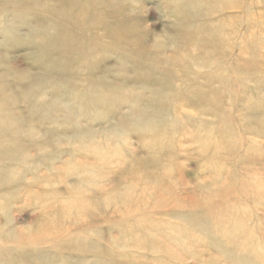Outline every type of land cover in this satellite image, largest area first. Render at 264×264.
<instances>
[{
	"label": "rangeland",
	"instance_id": "rangeland-1",
	"mask_svg": "<svg viewBox=\"0 0 264 264\" xmlns=\"http://www.w3.org/2000/svg\"><path fill=\"white\" fill-rule=\"evenodd\" d=\"M67 1H0V264H264V0Z\"/></svg>",
	"mask_w": 264,
	"mask_h": 264
},
{
	"label": "bare ground",
	"instance_id": "bare-ground-1",
	"mask_svg": "<svg viewBox=\"0 0 264 264\" xmlns=\"http://www.w3.org/2000/svg\"><path fill=\"white\" fill-rule=\"evenodd\" d=\"M0 1L3 2V3H13V4H18V5H20V4H23V2H25V1H27V0H0ZM75 1H76V0H68L65 6H66L67 8H69V7H71V6L74 4ZM32 2H35L36 4H38V6H40L39 0H32ZM88 6H90V5H88ZM85 8H86V7H85ZM88 8H89V7H88ZM91 8H92V7H91ZM37 10H38V11H42V10H39V8H37ZM65 10H68V9L64 8L63 11H65ZM80 10H81V9H80ZM56 11H57V10H56ZM56 11H55L54 9H53V10H51V9H47V11H45V13L43 14V16H44L45 18H46L47 16H48V17H51V16H52V18L55 19V22H56L57 24H59V25H60V23H61V24H64V23L69 24V22H67V19L64 20L63 18H59V17H58L59 14H57ZM63 11H62V13H63ZM58 13H60V11H59ZM81 13H82V14H81L82 18H83V17H84V18H88V20H89L90 23H91V22L98 21V19H99V15H100V17L103 16V13H99V14H98V12H95L94 10H92V11H86V12H85V11H83V12L81 11ZM45 15H46V16H45ZM81 16L78 17V18H75V19H74V20H75L74 22H75L76 25H80V24H81L80 26H82V23H83V22H81L80 24H78V22H80V20H81V19H80ZM57 18L61 20L59 23H58V19H57ZM84 18H83V19H84ZM78 19H79V20H78ZM0 20H1V19H0ZM51 21H52V20H51ZM68 21H69V20H68ZM70 22H71V21H70ZM56 23H55L54 25H57ZM26 24H27V23H26ZM40 24H42V23H41L40 21H38V23H37L36 25L32 26L33 31H34L35 33H43V34H45L46 36H47V33H48V34H49L48 36H51L50 33H49V30H48L49 28H45V26H44V27L41 26L43 29H42V30L38 29ZM51 24H52V23H51ZM70 24H71V23H70ZM86 24H87V23H86ZM92 24H93V23H92ZM94 24H95V23H94ZM42 25H43V24H42ZM52 25H53V24H52ZM54 25H53V26H54ZM59 25H58V26H59ZM84 25H85V24H84ZM58 26H57V27H58ZM57 27H56V28H57ZM59 27H60V26H59ZM70 27H71V25H70ZM70 27H69V28H70ZM75 27H76V26H75ZM75 27H74V28H75ZM113 27H114V26H113ZM62 28H63V27H62ZM66 28H67V27H66ZM76 28H77V27H76ZM114 28H115V27H114ZM114 28H113V30H114V32H113L112 27H111L112 32H113V33H117L118 31H117V30L115 31ZM3 29H4V27L1 26V23H0V30H3ZM54 29H55V28H54ZM39 30H40V31H39ZM62 30H63V29H62ZM68 30H69V29H68ZM53 32H55V31H53ZM59 32H60V31H59ZM64 32H66V33H64V34H63V32H61V33L63 34V38H64L65 40H67L66 43H67L69 40H70L69 42L72 43V41H73V40H72V38H73V37H72V36H73V28H72V30H70V31H68V32H67L66 30H64ZM74 32H75V31H74ZM105 32H106V34L108 33L107 30H106ZM110 33H111V32H110ZM52 34H53V33H52ZM54 34H56V33H54ZM54 34H53V35H54ZM106 34H105V35H106ZM123 34H124V33H123ZM118 35H119V32H118ZM124 35H125V34H124ZM48 36H47V38H49ZM55 36H57V35H55ZM58 36H59V35H58ZM106 36H107V35H106ZM108 36H109V35H108ZM186 36H187V35H186ZM39 37H40V36H39ZM110 37L113 38V35H112V36H109V38H110ZM114 37H116V36H114ZM59 38L61 39L62 37L59 36ZM90 38H91V37H90ZM90 38H89V39H90ZM112 38H111V39H112ZM121 38L123 39V36H122ZM52 39H53V38H52ZM73 39H74V38H73ZM92 39H93V37H92ZM94 39H95V38H94ZM115 39H120V35H119V38L116 37ZM115 39H114V40H115ZM61 40H63V39H61ZM71 40H72V41H71ZM56 41H58V40H56ZM56 41H54V42H56ZM112 42H113V41H112ZM117 42H118V41H117ZM119 42H120V41H119ZM119 42H118V43H119ZM34 43H35V44H40V46L37 47V50H39V51H41V50L44 48V46L47 45V43H43V44H41V43H36V42H34ZM58 43H59V42H58ZM115 44H116V43H115ZM104 45H105V44H104ZM97 46H98V45H97ZM115 46H116V45H115ZM103 47H104V46H103ZM106 47H107V46H106ZM113 47H114V44H113L112 48H113ZM46 48H47V47H46ZM100 48H101V47H100ZM110 48H111V46H110ZM48 49H49V48H48ZM95 49H97V48H95ZM98 49H99V46H98ZM54 52H55V51H54ZM76 52H77V51H76ZM67 53H68V52H67ZM71 53H73V52H71ZM71 53H69V54H71ZM80 53H81V52H80ZM69 54H68V55H69ZM139 54H140V53H139ZM48 56H49V55H48ZM53 57L55 58V56H53ZM53 57H51V59H52ZM57 58H58V57H57ZM123 58H124V57H123ZM51 59H50V60H51ZM52 61H54V60H52ZM56 62H57V61H56ZM51 63H54V64H55V62H51ZM43 64H44V66H45V65H46V62H43ZM47 68H48V67H47ZM49 69H51L52 71H55V69L51 68L50 66H49ZM56 69H59V70H60L61 67H60V66H57ZM9 72H10V71H9L8 69H5V70L3 69V71L0 72L1 79H2V78H6L7 76H9ZM161 72H162V71H161ZM56 74H57V73H56ZM3 76H4V77H3ZM145 76H146V75H145ZM37 77H38V76H33L32 78H33V80H34V79H36ZM45 77H48V76L43 75V76H41V77H38L39 82H40L42 79H44ZM162 77H163V76H162ZM39 78H40V79H39ZM48 78H49V77H48ZM90 78H91V77H90ZM148 78H149V77H148ZM148 78H147V79H148ZM151 78H152V77H151ZM33 80H31V82H32ZM36 81H37V80H36ZM36 81H35V82H36ZM48 81H49V79H48ZM85 81H86V80H84V82H85ZM35 82L33 81V83H35ZM77 83H78V82H77ZM109 83H110V81H109ZM151 83H152V82H151ZM85 84H86V82H85ZM110 84H111V83H110ZM83 85H84V84H82V86H83ZM106 85H107V84H106ZM74 86H75V85H74ZM84 86H86V85H84ZM107 86H109V85H107ZM143 86H144V85H143ZM147 86H148V85H147ZM156 86H157V85H156ZM156 86H155V87H156ZM13 87H14V86H13ZM31 87H32L31 85L28 86V83H27V84H23L22 86H20L19 84H16L14 89L18 88L20 91H22L21 93L23 94V93H25V92L28 93V92H29L28 90L31 89ZM111 87H112V86H110V88H111ZM67 88H68V87H67ZM70 88H71V86H70ZM104 88H105V86H104ZM14 89H13V90H14ZM7 90H8V89H7L6 86H4V85H3V86H2V85L0 86V97H1V98H3V96H4L5 94H6V95L9 94V93L7 92ZM76 90H77V89H76ZM79 90H80V89H79ZM114 90H115V89H114ZM143 90H144V89H143ZM64 91H65V90H64ZM152 91H153V90H152ZM9 92H11V91L9 90ZM17 92H18V91H17ZM101 92H102V91H101ZM19 93H20V92H19ZM79 93H81V92H79ZM79 93H77V94H79ZM83 93H84V92H83ZM153 93H154V92H153ZM153 93H152V95H154ZM10 95H11V94H10ZM70 95H71V94H70ZM72 95H74V94H72ZM83 95H84V94H83ZM83 95H82V96H83ZM89 96H90V95H89ZM141 96H142V95H141ZM65 97H66V96H65ZM1 98H0V99H1ZM5 98H6V97H5ZM3 99H4V98H3ZM3 99H2V100H3ZM56 99H57V98H56ZM37 100H38V99H37ZM51 100H52V99H51ZM42 101H43V99H42ZM4 102H5V101H4ZM6 102H7V101H6ZM44 102H45V101H44ZM144 102H145V101H144ZM54 103H55L54 100H52V101H50V102H48V103H45L44 106L47 107V106H49V105H51V104H54ZM88 103H90V102H88ZM105 103H106V102H105ZM6 104H7V103H6ZM43 104H44V103L42 102V105H43ZM2 105H3V104H2ZM12 105H13V106L15 105V101L12 103ZM3 106L5 107V105H3ZM3 106H2V107H3ZM5 108H6V107H5ZM39 109H40V108H39ZM6 111H7V109H3V108L0 107V114H2V113H4V112L6 113ZM8 111H9V110H8ZM10 113H11V112H10ZM10 115H11V114H10ZM6 117H8V116H6ZM17 117H18V116H17ZM125 117H126V116H125ZM162 118H163V117H162ZM2 119H3V118H2ZM122 119H123V117H122ZM7 121H8V120H7ZM144 121H145V120H144ZM2 122H4V120H3ZM0 123H1V122H0ZM1 124H2V123H1ZM4 124H5V123H4ZM2 125H3V124H2ZM141 126H142V124H141ZM0 127H1V126H0ZM5 127H6V125H5ZM159 127H160V126H159ZM91 128H92V127H91ZM143 128H144V127H143ZM2 129H4V127H3ZM26 129H27V128H26ZM28 129H29V128H28ZM86 129H87V128H86ZM112 129H113V127H112ZM114 129H115V128H114ZM116 129H117V128H116ZM0 131H1V130H0ZM104 131H105V129H104ZM106 131H107V130H106ZM112 131H113V130H112ZM4 133H5V132H4ZM88 133H90V132H88ZM91 133H92V131H91ZM1 134H2V133H1ZM15 135H16V134H15ZM79 135H80V133H79ZM71 136H72V135H71ZM10 137H11V136H10ZM10 137H9V138H10ZM76 139H77V138H76ZM1 141H2V139H1ZM3 141H4V140H3ZM3 141H2V142H3ZM5 141H6V140H5ZM6 142H7V141H6ZM6 142H5V144H6ZM3 143H4V142H3ZM9 143H11V142H9ZM1 145H4V144H2V143L0 142V148H1ZM13 145H14V144H13ZM5 146H7V144H6ZM10 146H12V145H10ZM7 147H9V145H8ZM5 148H6V147H5ZM8 149H10V147H9ZM12 149H13V148H12ZM10 150H11V149H10ZM7 151H8L7 149L4 151L5 153H4L3 151H0V156H2V155H6V156L11 157V155L13 154V152H12V153L10 152V154H9V153H8L9 151H8V152H7ZM18 151H20V150H18ZM73 151H74V150H73ZM25 152H26V151H25ZM75 152H76V151H75ZM14 153H15V152H14ZM20 153H21V152H20ZM25 154H26V153H25ZM71 154H72V153H71ZM73 154H74V153H73ZM13 155H14V154H13ZM13 155H12V156H13ZM15 155H16V153H15ZM20 156H21V155H20ZM20 156L18 155L17 157H20ZM9 157H8V158H9ZM15 157H16V156H15ZM20 158H21V157H20ZM20 158H19V159H16V160L19 161V160H21ZM22 158L24 159L25 157H22ZM3 159H5V157H4ZM9 159H10V158H9ZM9 159H8V162L11 161V160H9ZM23 159H22V160H23ZM25 159H26V158H25ZM0 161H2V158H1ZM6 161H7V160H6ZM14 161H15V159H14ZM2 162H3V161H2ZM4 162H5V160H4ZM23 162H25V161H23ZM0 163H1V162H0ZM10 163H11V162H10ZM0 167H1V166H0ZM2 167H3V166H2ZM2 167H1L0 170H3ZM9 167H10V166H9ZM3 168H4V167H3ZM6 168H7V167H6ZM10 168H11V167H10ZM10 168H9L8 171H11ZM7 169H8V168H7ZM7 169H6V170H7ZM12 169H13V168H12ZM4 170H5V169H4ZM8 171H6V172H8ZM0 172H1V171H0ZM12 172H13V170H12ZM8 173H10V172H8ZM0 175H1V174H0ZM9 175H10V174H9ZM4 177H5V176H4ZM4 177L1 176L0 178L3 180ZM6 177L8 178V175H7ZM6 177H5V179L7 180ZM1 179H0V180H1ZM1 182H2V181H1ZM3 184H4V182H3ZM8 188H9V187H8ZM3 189H4V188H3ZM3 189H2V187L0 186V194H1L2 191L5 190V189H4V190H3ZM8 191H9V190H8ZM8 191H7V192H8ZM4 192H5V191H4ZM4 192H2V193H4ZM7 192H6V194H7ZM11 192L14 193V190H13V191H9L10 194H12ZM27 193H28V192H27ZM4 197H5V196H4ZM2 199H3V198H2ZM192 235H193V234H192ZM197 239H198V238H197ZM135 247H136V246H135ZM61 248H62V247H61ZM43 254H44V253H43ZM43 254L41 253L40 257H41ZM24 255H25V254H24ZM26 255H27V254H26ZM29 256H32V255L29 254ZM60 256H61V255H59V257H60ZM0 257H1V256H0ZM26 257H27V256H26ZM38 257H39V256H38ZM40 257H39V258H40ZM30 258H31V257H30ZM55 258H57V257H55ZM12 259H13V258H12ZM33 259H34V258H33ZM59 259H60V258H59ZM6 260H7V259H6ZM6 260H5V262H7ZM8 260L10 261V259H8ZM29 260H31V259H29ZM29 260H28V261H29ZM61 260H62V256H61ZM1 261H2V260H1ZM20 261H21V260H20ZM33 261H34V260H33ZM33 261L30 262V263L32 264ZM35 261H36V260H35ZM63 261H64V260H63ZM63 261H61V262L63 263ZM11 262H12V260H11ZM36 262H39L38 264H52L51 261H50L49 259H47V256H46V255H45V257H42L39 261H36ZM64 262H65V261H64ZM8 263H10V262H8ZM14 263H15V261H14ZM55 263H59V261H58V262L56 261ZM19 264H20V263H19ZM35 264H37V263H35ZM59 264H60V263H59ZM64 264H65V263H64ZM85 264H86V263H85Z\"/></svg>",
	"mask_w": 264,
	"mask_h": 264
}]
</instances>
